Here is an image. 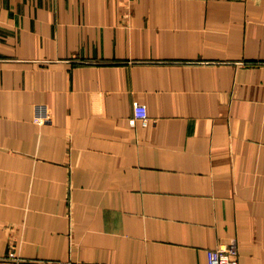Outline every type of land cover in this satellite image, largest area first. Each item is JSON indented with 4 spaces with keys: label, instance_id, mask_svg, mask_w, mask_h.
I'll list each match as a JSON object with an SVG mask.
<instances>
[{
    "label": "crops",
    "instance_id": "0c3cea01",
    "mask_svg": "<svg viewBox=\"0 0 264 264\" xmlns=\"http://www.w3.org/2000/svg\"><path fill=\"white\" fill-rule=\"evenodd\" d=\"M233 242L264 264V0H0V264Z\"/></svg>",
    "mask_w": 264,
    "mask_h": 264
},
{
    "label": "built area",
    "instance_id": "2783aa9c",
    "mask_svg": "<svg viewBox=\"0 0 264 264\" xmlns=\"http://www.w3.org/2000/svg\"><path fill=\"white\" fill-rule=\"evenodd\" d=\"M146 121V120H145ZM12 256V257H11ZM4 264H32L24 262L11 254ZM208 264H238V249L235 242L227 249H215L208 251Z\"/></svg>",
    "mask_w": 264,
    "mask_h": 264
}]
</instances>
